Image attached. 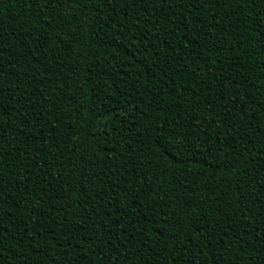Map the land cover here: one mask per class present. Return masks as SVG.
I'll use <instances>...</instances> for the list:
<instances>
[{
  "label": "trees",
  "instance_id": "16d2710c",
  "mask_svg": "<svg viewBox=\"0 0 264 264\" xmlns=\"http://www.w3.org/2000/svg\"><path fill=\"white\" fill-rule=\"evenodd\" d=\"M0 264H264V0H0Z\"/></svg>",
  "mask_w": 264,
  "mask_h": 264
},
{
  "label": "snow or ice",
  "instance_id": "6c2138e0",
  "mask_svg": "<svg viewBox=\"0 0 264 264\" xmlns=\"http://www.w3.org/2000/svg\"><path fill=\"white\" fill-rule=\"evenodd\" d=\"M177 135L179 136V133H177ZM178 143H179V141H178Z\"/></svg>",
  "mask_w": 264,
  "mask_h": 264
}]
</instances>
